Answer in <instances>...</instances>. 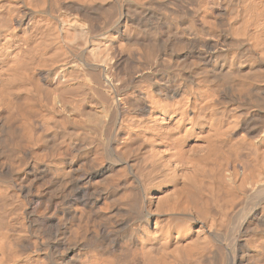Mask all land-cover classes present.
I'll return each instance as SVG.
<instances>
[{"label": "bare ground", "instance_id": "1", "mask_svg": "<svg viewBox=\"0 0 264 264\" xmlns=\"http://www.w3.org/2000/svg\"><path fill=\"white\" fill-rule=\"evenodd\" d=\"M124 1L0 0V264H264V0Z\"/></svg>", "mask_w": 264, "mask_h": 264}, {"label": "rangeland", "instance_id": "2", "mask_svg": "<svg viewBox=\"0 0 264 264\" xmlns=\"http://www.w3.org/2000/svg\"><path fill=\"white\" fill-rule=\"evenodd\" d=\"M109 1H110V0H109ZM127 1H129V0L124 1L125 4L123 3V6H124L123 9H124L125 11H126L127 9H129V7H127V5H128V3H126ZM177 2L180 3V0H178ZM155 7H156V6H155ZM157 7H158V6H157ZM146 8H148V7H146ZM159 9H161V8L158 7V11H157V12H159ZM154 20H155V19H154ZM138 21H140V20H138ZM156 23H157V21H156ZM160 28H161V26H160ZM183 52H184V51H183ZM119 125H120V124H116V126L114 127V131H113L114 134H116L115 132H118V131H119V129H120V128H119ZM25 168H27V167H25ZM26 173L29 174V172H26ZM3 177H5V176H3ZM1 178H2V176H0V185H1ZM20 180H22L24 183H23L22 181H20ZM31 180H33V178H32ZM19 182L23 183L24 186H27V184H28V187L30 186V184H32V181H27V183H25V181H24L23 179H21V178L18 180V183H19ZM16 187L19 188L18 186H16ZM19 189H20V188H19ZM19 189H16V190L18 191ZM12 192H14V191H13V190H9V192H4L5 194H4V193L0 194V197H1V198H2L3 196L6 197V198L3 197L4 199H6L5 201H4L3 199L1 200V198H0V204L4 202V203H3V206L1 205V207H3V208H2L3 211H2V209H0V210H1V212H5L6 210H4V208H6V209H7V213H6V214H7V215L10 214L9 216H11V217H13V218L21 217V216L24 217V216H25V211H26V208H27V206H26L27 204H26L25 202L23 203V202L21 201V200H23V198H22L21 196L18 197V195H14L15 193H12ZM15 192H16V191H15ZM0 193H1V192H0ZM8 193H9V194H8ZM10 193H11V194H10ZM6 194H7V195H6ZM12 194H13L14 196H12V198H11V195H12ZM1 195H3V196H1ZM8 195H10V196H8ZM7 198H8V199H7ZM9 199H10V201H11L12 199H14V200H12V201H14V202H15V200H16L15 204H14V202H12V203H13V206H12V203L9 201ZM2 201H3V202H2ZM7 201H9V202L7 203ZM20 201H21L22 204H26V205H25V206L22 205V204L20 205ZM23 201H24V200H23ZM5 203H7V204L9 205V207H7V204H5ZM18 203H19V204H18ZM10 204H11V205H10ZM4 205H6V207H5ZM14 205H15V206H14ZM10 206H11V207H10ZM16 206H17V207H16ZM18 206H20V207H22L23 209H25V210H23V209L21 208L22 211H23V212H22V215H21V212H20L21 209L18 208ZM1 207H0V208H1ZM8 209H10V210H9L10 213L8 212ZM16 209H18V210L20 209V211H19L20 213H19ZM23 214H24V215H23ZM41 222H42V221H41ZM42 223H43V222H42ZM42 223L38 224V226L40 227V229H39V230H40V233H41V234L46 233V234H48V236H49V235H50V231H52V228H53V230H54V226L49 225V224H46L45 222H44L43 224H42ZM40 225H41V226H40ZM48 225H49V226H48ZM45 226H47V228H46ZM50 227H51V228H50ZM42 230H43V231H42ZM46 230H47V231H46ZM45 231H46V232H45ZM48 231H49V232H48ZM41 234H40V235H41ZM46 234L42 235L43 238H44V242H43V244H40L41 242H40V243L38 242V243H39L38 248H40V250L43 248V250H41V251H44L43 253H44V254H47V256L50 257L51 254H52V252H53L52 249H53V247H54V245H55V244H54V238H53V236L51 237V235L49 236V237L53 240V241H52V240H51ZM52 244H54V245H52ZM40 245H41V247H40ZM43 245H44V246H43ZM42 246H43V247H42ZM52 246H53V247H52Z\"/></svg>", "mask_w": 264, "mask_h": 264}]
</instances>
